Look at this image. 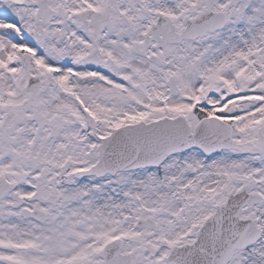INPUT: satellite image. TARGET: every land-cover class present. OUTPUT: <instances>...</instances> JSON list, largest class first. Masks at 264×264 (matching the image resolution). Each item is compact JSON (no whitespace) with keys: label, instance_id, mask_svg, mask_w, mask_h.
<instances>
[{"label":"snow or ice","instance_id":"obj_1","mask_svg":"<svg viewBox=\"0 0 264 264\" xmlns=\"http://www.w3.org/2000/svg\"><path fill=\"white\" fill-rule=\"evenodd\" d=\"M0 264H264V0H0Z\"/></svg>","mask_w":264,"mask_h":264}]
</instances>
